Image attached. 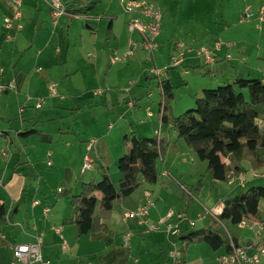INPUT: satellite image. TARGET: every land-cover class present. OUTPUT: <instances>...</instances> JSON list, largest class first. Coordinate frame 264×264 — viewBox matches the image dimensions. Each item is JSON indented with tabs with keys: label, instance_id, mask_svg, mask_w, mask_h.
I'll use <instances>...</instances> for the list:
<instances>
[{
	"label": "crops",
	"instance_id": "1",
	"mask_svg": "<svg viewBox=\"0 0 264 264\" xmlns=\"http://www.w3.org/2000/svg\"><path fill=\"white\" fill-rule=\"evenodd\" d=\"M94 1L97 5L86 16L70 21L64 16L56 18L52 15L50 0H23L20 9L12 0H0V206L5 213L0 219V264L12 263V246L33 243L38 237L42 242V255L51 260L50 264H156L149 258L150 251L140 255L144 236L148 235L152 243L163 236L171 239L181 237L184 231L196 227L197 221L209 220L214 210L221 213L225 202L240 191L264 187V168L254 169L249 161L242 162L243 173L239 178H230L226 182L212 181L206 174L208 163L201 161L184 141L178 140L171 126L162 123L160 105L158 110L153 109L161 101V81L168 79L171 82L178 102V93L184 89L189 90L190 97H202L203 91L211 87L207 85L215 82L210 81L215 70L211 69V75L203 76V84L198 88L189 79L183 87L175 84L171 68L159 70L163 74L155 86L158 91L152 88L151 80L153 76L157 77L153 71L144 85L131 80L126 86L129 94L121 102L127 107L130 101H134L138 107L130 115V120L117 119L115 126L103 127L93 118L96 105L91 97L87 99L91 101L88 107L94 105L90 109L92 116L86 120L89 115H81L82 108L76 103L75 91L78 90L73 83L75 73L71 71L72 66L78 70L83 67V90L77 94L94 91L96 97L109 91L111 97L114 91L123 89L114 82L118 71L111 69L102 84L96 79L97 71L105 66L106 61L112 66L111 57L123 56L130 42L140 41V37L129 29L130 15L125 9L129 0H65V6L77 8ZM116 4L124 6L121 11ZM6 19L14 23L12 29H8ZM75 22L82 25L81 30L74 33ZM110 26L111 35L108 34ZM71 34L77 35L75 41L70 38ZM161 35L162 30L159 38ZM172 44L171 50L176 55H169L175 60L181 53V45L179 42ZM72 46L76 49L87 47L86 58L91 61L87 62L82 56L80 59L75 57ZM141 50L144 48L139 44L136 51L141 53ZM223 50L217 54V59L207 63L216 67L230 54L234 74L220 76L217 82L230 84L237 78L264 76V51H259L253 58L242 56L241 51L232 55ZM93 59L92 67L89 64ZM185 74L189 76L191 73L186 71ZM10 84L13 89H6ZM109 102L112 106L120 104V100L111 102L109 99ZM118 108L110 109V112L120 111ZM82 117L86 128L77 123ZM30 130L52 136L53 142L44 143L39 133L29 137L22 135ZM147 131L148 134L145 133ZM157 133L167 136L171 144L177 145V152L170 153L165 162L159 164L158 183L142 185L123 203L115 206L110 218L101 219L112 233L90 231L78 236L76 218L80 210L72 206L71 197L82 191L83 184L99 182L103 168L108 169L112 182L118 187L122 178L118 163L125 154L124 137L134 134L139 138H150ZM93 140L96 143L88 149V143ZM87 156L92 161V168L82 172ZM189 162L191 166L187 165ZM193 166L200 172L191 175ZM202 177L203 189L186 208L181 184L190 190L188 187L195 186ZM149 199L154 200L148 216L149 225L156 224L170 209L184 214L186 219L176 220V228L169 235L164 229L148 231V226L125 221L126 214L143 207ZM46 207L51 208L49 213L45 211ZM259 209L264 215V201ZM192 222L195 226L190 227ZM225 223H222L224 228ZM128 236L129 242H126ZM253 241L252 235L247 245ZM261 244L264 245V240ZM206 245H192L186 257L193 247H199L200 252H208Z\"/></svg>",
	"mask_w": 264,
	"mask_h": 264
},
{
	"label": "trees",
	"instance_id": "2",
	"mask_svg": "<svg viewBox=\"0 0 264 264\" xmlns=\"http://www.w3.org/2000/svg\"><path fill=\"white\" fill-rule=\"evenodd\" d=\"M97 1L77 8H66L65 16L74 21L86 16ZM112 34V27L108 28ZM160 117L165 125L177 133L178 140L184 141L201 161L208 163L206 174L214 182H226L230 178H239L243 171L241 164L249 161L252 168H264V76L262 78H237L232 84L216 89H206L202 97L196 100L194 109L177 116L172 103L175 101V88L171 82H161ZM247 91V94L245 93ZM36 130L24 132L29 137L38 134ZM41 134L44 143H52V136ZM125 154L118 163L122 178L117 187L111 180L108 169H102L99 182L85 183L82 191L71 197L72 206L80 212L76 218L78 236L90 231H109L101 219L110 218L116 205L123 203L142 185L154 186L160 178L159 164L165 162L170 153L177 152L176 143L171 144L167 136L157 133L150 138H139L134 134L124 137ZM184 187L183 184H181ZM204 187L203 177L193 187H188L189 194L183 191L186 208ZM264 201V187L255 186L247 191H240L224 205L218 216H210L212 225L199 232H183L179 241L181 251L186 254L188 248L198 242L206 243L214 252L232 246H240L237 238L224 235L223 222L239 225L242 221L253 219L264 222V215L259 206ZM99 212V214H98ZM0 206V219L4 216Z\"/></svg>",
	"mask_w": 264,
	"mask_h": 264
},
{
	"label": "rangeland",
	"instance_id": "3",
	"mask_svg": "<svg viewBox=\"0 0 264 264\" xmlns=\"http://www.w3.org/2000/svg\"><path fill=\"white\" fill-rule=\"evenodd\" d=\"M152 1H155V4L160 7V10L162 12L161 30L163 32V35H161L158 40V43L160 44L157 45L155 52L152 55H149L148 52L144 49L141 50V53H138L139 51H136V49H138L140 43L137 41L138 39H136L133 42V46L135 47L134 55L132 56L133 58L130 57L128 58L129 60L127 59L123 63H118L114 66H111L110 63L106 61V67L102 65L103 68H99V71H97L96 74L97 81L102 84L104 83V81H106L108 72L111 71V69L115 68V71H118V73L116 74L114 82L116 86H118V88L123 89L114 91L115 93L112 94L111 97V93L109 91L96 97H94L93 95L94 91H91V93H82L81 95H79L77 94V92L79 90H83V87L81 86V83H83V77L81 76L83 74V67H81L79 71L77 67L72 66L71 71L75 73L73 83L75 88H77L78 90L75 91V97L78 98L76 100V103L82 108L81 115H89L88 117H86V120L89 119L90 116H92L90 114V109L94 107V105L88 107V105L91 104V101L87 99L88 97L93 98L92 100H94V103L96 105V108H94V112L92 113L93 115H95L93 118H96L97 122L102 124L103 127H107L109 124L115 126V122L117 119L130 120V115H133L135 113L138 106L135 107V109L130 110L128 109V107L122 104V98L125 99L129 94L128 87L126 88V86L131 80L139 82L143 85L146 84L148 80L145 81V79L152 76L150 74V72L152 71V73H154L155 71H161L165 68H171L170 72L175 84L183 87L186 85L187 79H189L191 83L198 88L203 84V76L206 77L211 75L210 71L212 69L215 70V74L213 76H210V81L215 82L213 83V85H207L211 87L204 88L216 89L220 86L227 85L228 83H219L217 81L220 80V76H227L231 73V75L234 74V72L232 71L233 68L231 66L232 60L222 59L218 66L212 67L209 63H207V55L203 52L204 49H206L210 53V57L213 59H217V54L222 52L223 49H226L224 47L219 52L216 46L220 43L233 44L235 46L234 48L226 49L229 53H232V55L241 51L243 52L241 53L242 56L246 55L254 58L255 55L259 53V51H264V21L261 20L262 10L264 8V0ZM116 5L119 11L122 10L121 7H124L123 5ZM81 25V22L74 23V33L81 30ZM135 34L138 35L137 33ZM70 38L75 41L77 39V35L71 34ZM178 42L181 45V53L175 60H173V58H171V56L169 55H176V53L171 50V47L173 46L172 43ZM75 47H71V51L75 55V57L80 59V56H82L87 62L91 61L90 59L87 60L86 58V52H88L87 47H78L77 49ZM89 49L91 48L89 47ZM101 55L104 56L103 53H101ZM103 59L104 57L102 58V61H100V65L103 64ZM93 64L94 59L89 65L93 67ZM174 65L176 66L175 68L173 67ZM186 71L191 74L187 76L185 74ZM153 77L154 78H152L151 80L153 81L152 88L156 89L155 86H158V78L156 76ZM198 82L202 83L199 84ZM57 90L60 91L61 87L58 86ZM156 90L158 91V89ZM245 93L247 94V91H245ZM116 95L118 96V100H120V104L112 106V104L109 102V99H111V102L112 100H114V102H117L118 100ZM178 95L180 100L178 102L174 101L172 103L177 116L194 109L196 106V100L200 98L194 95L190 97L191 93L186 89L180 90ZM15 104H17L16 101ZM159 105L160 103H156L155 108L153 109L158 110ZM117 107H120L118 108L120 111L116 112L114 110L113 112H110V109ZM143 108H145V103H143ZM143 111L144 109L141 110L142 113ZM83 119V117L80 118L79 122L77 123H79L82 128H86V124H84ZM145 121L147 122V120ZM69 126L72 125L70 124ZM148 132L149 131L145 133L148 134ZM187 165L191 166L192 164L191 162H189ZM195 167L196 166L190 168L191 175L197 172L195 170ZM197 170V173H199L200 170ZM205 197L206 195H204V198ZM192 218L196 219V216H193ZM213 226L215 225H212L210 219L204 222L197 221L196 227L190 228V230L184 233H188L191 231L199 232L198 238L199 240H201L203 238L202 231L208 230ZM224 226L226 227L223 229L224 231H222V234H231L234 238L238 239L239 245L241 247H247V243L252 239L253 235L250 229L243 228L239 225H233L228 222H226ZM179 238L180 237H175L171 239V237L166 238L163 236V238H160V240H158L157 242H153V244L151 242V238L148 235L146 237L144 236L141 239L142 250L140 255H144V253L148 254L150 251V257H148L152 260H155L156 264H172V260L169 257V254L176 246V248L181 249L182 242L179 241ZM199 240L192 245L204 243L200 242ZM190 247L188 248V250L190 249ZM206 247L208 249V252H200L199 247H193V249L191 248L189 255L187 257L185 255L186 262L188 264L196 261L198 263L201 262L202 264H218L219 256L224 254L226 252V249L223 248L218 252H214L209 246L206 245ZM44 258L48 260L47 257Z\"/></svg>",
	"mask_w": 264,
	"mask_h": 264
},
{
	"label": "built area",
	"instance_id": "4",
	"mask_svg": "<svg viewBox=\"0 0 264 264\" xmlns=\"http://www.w3.org/2000/svg\"><path fill=\"white\" fill-rule=\"evenodd\" d=\"M12 2L18 9L22 8L23 0H12ZM50 5L54 17L58 18L65 16V0H50ZM125 9L130 15V31L138 34L140 37V45L143 46L149 55H152L157 48V39L161 34L162 12L160 7L152 0H129L125 5ZM261 20L264 21V8L262 10ZM5 24L8 29H12L14 25L11 19H6ZM224 47L226 49H232L235 46L233 44L222 43L216 46L219 52ZM134 51L135 47L133 46V42H130L128 50L123 56L114 55L111 57V64L116 65L118 63H123L134 55ZM203 52L207 55V61L209 63H212L215 60L210 57V53L206 49H204ZM231 58L232 56L230 54L226 56L227 60ZM154 74L157 75V78L161 79L163 73L155 71ZM6 89H13V85L10 84ZM127 107L128 109L133 110L135 109L136 104L134 101H130L127 104ZM37 108H41V105H37ZM95 143L94 140L90 141L88 143V149H92ZM91 168L92 161L87 156L84 160L82 172H86ZM182 189L192 195L186 187H182ZM36 204L38 205L39 202H36ZM152 206H154V200L149 199L147 204L143 207L126 214L125 221H134L139 226H148V231L155 232L164 229L169 235L173 233L176 228V220L186 219L184 214L176 213L173 209H170L156 224L149 225L148 216ZM45 211L49 213L51 208L46 207ZM219 214L218 210L212 212L213 216H218ZM193 226H195V223H190V227ZM239 226L250 229L253 233L254 241L251 245H247L246 248L233 245L230 251L226 250L224 254L219 256L218 264H264V245L261 244L264 240L263 223L247 219L242 221ZM57 231L60 232V229ZM126 242H129V236L126 239ZM41 245V238L38 237L33 243L12 246L13 261L11 264H50V261L46 260L42 255ZM169 257L172 260V264H188L185 260V254L181 249L174 248L170 252Z\"/></svg>",
	"mask_w": 264,
	"mask_h": 264
},
{
	"label": "water",
	"instance_id": "5",
	"mask_svg": "<svg viewBox=\"0 0 264 264\" xmlns=\"http://www.w3.org/2000/svg\"><path fill=\"white\" fill-rule=\"evenodd\" d=\"M229 204V200L225 202V205H228Z\"/></svg>",
	"mask_w": 264,
	"mask_h": 264
}]
</instances>
